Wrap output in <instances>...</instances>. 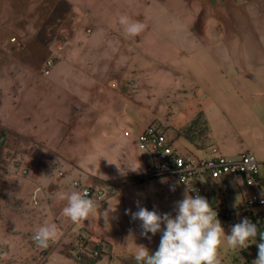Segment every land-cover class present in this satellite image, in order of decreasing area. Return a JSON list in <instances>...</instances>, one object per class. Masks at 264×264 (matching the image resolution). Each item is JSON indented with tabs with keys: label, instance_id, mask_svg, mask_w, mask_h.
I'll return each instance as SVG.
<instances>
[{
	"label": "rangeland",
	"instance_id": "rangeland-1",
	"mask_svg": "<svg viewBox=\"0 0 264 264\" xmlns=\"http://www.w3.org/2000/svg\"><path fill=\"white\" fill-rule=\"evenodd\" d=\"M68 1L71 13L67 15L75 22L65 46L64 0H0V101L4 103L0 113L5 112L0 116V198L5 197L0 199V264H137L133 256L136 245L146 246L151 254L161 233H149L150 240L144 238L141 222L133 221L126 211H138L139 203L149 211L175 217V203L185 192L171 176L125 175L129 170H141L131 161L146 160L137 147L138 133L151 124H166L172 147L179 154L203 157L181 131L185 124L193 125L189 121L203 109L213 127L218 153L232 159L244 152L246 145H253L259 154L264 152V64L253 80L243 81L238 89L250 111L239 104L229 87L222 85L218 94L213 91L211 64L219 66L228 53L244 59L255 55L222 46L199 50L201 44L193 42L202 37L192 34L193 42L186 39L189 23L179 16L184 8L181 2ZM121 16L143 24L139 35L126 34L119 23ZM261 20L264 12L259 10L257 26H264ZM202 24L207 26V42H216L210 29L212 21L204 19ZM40 37L53 45L50 55H43L38 68L23 66V44L26 39ZM257 38L261 45L257 56L264 57L262 32ZM242 41L249 46L247 39ZM47 58L52 63L45 74ZM206 84L211 85L214 95L226 98L218 97L209 105L210 100L203 96ZM225 89L228 92L223 94ZM215 102L224 104L221 112ZM68 103L75 117L67 123L81 122L82 126L61 136L63 130L48 129L49 117L62 114ZM79 115L85 119H78ZM125 130L130 137H123ZM123 175L125 182L112 185L96 179ZM137 176H142L140 182ZM259 178L264 195V171H259ZM209 186L205 187L207 192ZM84 187L101 190L100 196L89 197L98 211L74 224L62 215L66 202L59 201L57 193H80ZM209 197L211 207H223L224 202L231 213L230 223L218 218L225 234L230 235L231 226L242 220L243 210L238 207L242 194L211 190ZM258 211L264 220V207ZM45 223L56 226V235L41 248L32 237ZM80 238L89 243L78 259L74 249ZM257 242L256 238L250 246ZM95 246L101 253L93 259L89 254ZM244 249H229L225 239L218 249L221 264H252L257 257L244 261Z\"/></svg>",
	"mask_w": 264,
	"mask_h": 264
},
{
	"label": "crops",
	"instance_id": "crops-1",
	"mask_svg": "<svg viewBox=\"0 0 264 264\" xmlns=\"http://www.w3.org/2000/svg\"><path fill=\"white\" fill-rule=\"evenodd\" d=\"M169 2H181V4L184 6L182 9L181 16L182 18L188 20V27L187 30L185 31V36L186 39L189 41H192V39L189 37L192 34H196L194 36L197 37H202V40L197 42L195 39L194 44H201L198 48L199 50H207V49H214V48H220L219 46L224 47L226 50H238L241 52L242 50L245 49L247 55L253 54L255 56L244 59L242 58L241 55H238L236 57H233L231 53H228L226 55L227 58H223V60L220 63V67L214 64H211L213 66V71H211V76H210V81H213L214 87H212L217 94V89L220 88L221 86H227L229 87V91L232 92L233 97H237L239 100V104L248 110L251 111V108L248 107L247 102L245 101V98H243L239 90L242 88V83L243 81H247L251 78L253 80L255 78V72L259 71L258 67L261 64H264V57H258L257 52L261 48L260 42H258L257 38V33L262 32L264 35V26H257V16L259 14V10H262L264 12V0H242V2H238V0H167ZM71 3L68 0H64V44L67 46V40H70L72 33H73V28H74V22L73 19L70 21L68 17V12L71 13ZM204 19H209V21H212V27L211 33L214 34L215 36L212 38L213 40H216V42H207V26L205 24H202V20ZM200 21V26L198 25V22ZM261 22H264L261 20ZM88 31V30H86ZM21 39V36H18ZM24 39V38H23ZM248 40L247 43H243L242 40ZM22 40V39H21ZM26 43L23 44L24 50H21L23 52V66L26 67H39V64L42 62L43 55L44 56H49L50 55V50L53 49V45L51 46L50 44H45L40 37L39 39H26ZM205 40V41H204ZM6 45V38L5 36L2 37V48L4 49ZM190 48V47H189ZM42 56V57H41ZM211 83V82H210ZM218 85V86H217ZM245 87V86H244ZM210 84H206V89L203 91V96H206L208 100H210L209 105L214 101V99H217L218 97L221 99H225L226 97H223L222 95H214L212 92V88ZM225 92L223 94H226L228 90L225 89ZM249 98L253 97L251 93L247 94ZM246 95V96H247ZM3 101H0V112L3 109ZM264 105V102L261 103ZM69 103L64 107V112L62 114H53L50 118V127L48 128L49 130H56L57 132H60L63 130L61 133V136L66 135L68 133V130L73 127L75 129L76 127L79 128L82 126L81 122L77 123H72L68 122V119H73L75 116L73 115V112L70 110V107L68 106ZM224 104H218L214 103V106L217 107L216 109L221 112L222 110L219 109L220 106H223ZM219 106V107H218ZM74 108V107H73ZM204 110L199 111L195 117V120L189 121L193 123V125L188 126L184 125L183 128L185 137L188 138L195 151L198 154L204 155L205 157L207 155V151L209 147H217L218 144L216 143V139L213 137L214 136V130L213 127L210 125V121L208 119V115L204 114ZM5 113V112H3ZM0 113V116L1 114ZM78 119L84 120L85 118L83 116H77ZM54 122V124H53ZM191 123V124H192ZM48 124V125H49ZM193 129V130H191ZM196 130V134L192 133V131ZM127 131V130H125ZM124 131V132H125ZM16 132V131H15ZM124 136H129L130 133L127 132V135ZM172 136V135H171ZM173 140V139H172ZM214 143L215 146H214ZM215 147V148H216ZM217 151L219 152L218 148H216ZM257 150V149H256ZM261 152V151H259ZM242 153H248L250 154L254 160L256 161L258 165V189L259 193L262 198H264V195L262 193V188L260 185V178H259V171L263 172L264 171V152H261L260 154L257 153V151L254 150L253 145H246V149ZM239 155V154H238ZM237 155V156H238ZM134 168L140 167L139 173H130V170L128 171L127 174L125 175H130V177H136L135 175H142L144 172V167H145V162L143 163L142 160H136L131 161ZM127 164L130 166V159L127 160ZM134 170V169H133ZM123 176H118V177H96V179H99L101 181L109 182ZM139 179L142 178V176H137ZM138 179V180H139ZM140 182V181H137ZM211 187V186H209ZM223 186H221L222 188ZM89 188V187H88ZM227 188V187H223ZM240 192L242 194V203L239 207L242 206L243 200L245 195L247 194V190L244 189H235L234 191L232 190H224V191H219L220 194L222 192H226L228 194L234 193V192ZM207 193V196L205 197L207 200L211 201L209 197V190ZM245 193V195H243ZM1 198H5L2 197ZM0 198V199H1ZM213 205V204H212ZM223 207L224 209L227 210V208L224 205L223 202ZM253 211V210H251ZM242 215V219L247 218L246 215ZM261 233V232H260ZM106 240L105 238H99V240ZM99 240H94V241H99ZM106 241H109L107 239ZM110 242V241H109ZM111 243V242H110Z\"/></svg>",
	"mask_w": 264,
	"mask_h": 264
},
{
	"label": "clouds",
	"instance_id": "clouds-1",
	"mask_svg": "<svg viewBox=\"0 0 264 264\" xmlns=\"http://www.w3.org/2000/svg\"><path fill=\"white\" fill-rule=\"evenodd\" d=\"M119 23L131 37L139 35L144 27L140 21H130L126 16H121ZM178 183L187 185L182 179ZM172 191H175V187ZM57 197L59 201L66 202L62 215L74 224L85 221L98 211L95 202L87 198V193L81 195L77 191L59 192ZM137 207L138 211L133 213L129 209L126 214L133 221L141 222V235L150 240L149 233L153 236L161 233L159 247L154 253L150 254L144 245H136L133 256L137 264H221L218 249L225 239L227 247L235 251L249 247L250 242L258 236V254L252 264H264V233H258L257 225L244 218L231 226L230 235H226L217 218L218 213L207 199L198 193L193 197L188 187L183 199L175 203V217L170 213L149 211L139 203ZM104 214L109 216L108 212ZM55 235L56 226L45 223L36 229L32 239L38 247L46 248ZM129 237H132L131 232Z\"/></svg>",
	"mask_w": 264,
	"mask_h": 264
},
{
	"label": "built area",
	"instance_id": "built-area-1",
	"mask_svg": "<svg viewBox=\"0 0 264 264\" xmlns=\"http://www.w3.org/2000/svg\"><path fill=\"white\" fill-rule=\"evenodd\" d=\"M238 2H242V0H238ZM51 63L50 58L45 60L43 69L45 74ZM127 132L125 131L123 135H127ZM136 141L138 150L146 155L145 177L171 176L176 182L182 179L187 182V185L183 183H179V185H182L185 190L188 187L193 197L197 193L202 197L206 196L205 187H208L210 183H213L214 186L209 188V192L211 190L224 191L226 190L223 188L224 186L232 184L235 189L247 190L243 200L245 208L259 210L264 207V198L261 197L258 189V165L250 154L242 153L230 159L218 153L215 147H209L205 157L184 156L172 147L169 127L162 123L145 127L138 133ZM0 142H3V138L0 139ZM73 184L80 188L77 181H74ZM221 186L223 187L221 188ZM193 189L196 191H192ZM85 193H87V198L92 195L98 197L102 194L99 188L98 190L88 187L81 188L80 194L84 195ZM213 209L218 213L217 218H222L230 223L231 213L228 210L221 206ZM79 242L81 243H78L74 249V256L78 259L86 249L89 240L82 238ZM100 250V248L94 249L89 256L93 259L99 257Z\"/></svg>",
	"mask_w": 264,
	"mask_h": 264
},
{
	"label": "trees",
	"instance_id": "trees-1",
	"mask_svg": "<svg viewBox=\"0 0 264 264\" xmlns=\"http://www.w3.org/2000/svg\"><path fill=\"white\" fill-rule=\"evenodd\" d=\"M126 179L127 178L125 177V178H120V179L112 180V181H109L108 184H111L112 185V184H116V183H121L123 181L125 182ZM132 180L133 179L130 178V181H132ZM138 181H141V180L139 179ZM220 181L221 182H224L223 180H220ZM226 189L232 190V191L235 190V188H234V186L232 184H229V186H227ZM212 193H215V192H212ZM213 197H215V196H213ZM212 201L215 202L216 200L213 199ZM217 207H219V205L218 206H215V207H212V208H217ZM240 209L243 210V215H246L248 219H250L253 223H255L257 225L258 233H260V232L261 233H264V220L262 219V217H263L262 213H260L258 210H256L255 212H253V211L245 208L244 207V204H242V206L240 207ZM250 213H252L254 216H251ZM257 240H258V242L256 244H258L260 242L259 236L257 237ZM159 243L154 248V251L152 253H154L158 249ZM95 247H97V246H95ZM241 252H242V255L244 257V261H250V260L255 259L257 257L258 248H257L256 245H252V246H249V247L245 248ZM90 264H93V262L90 261Z\"/></svg>",
	"mask_w": 264,
	"mask_h": 264
}]
</instances>
